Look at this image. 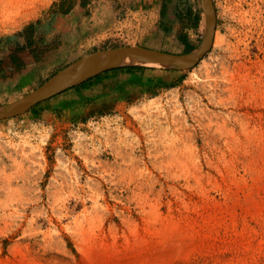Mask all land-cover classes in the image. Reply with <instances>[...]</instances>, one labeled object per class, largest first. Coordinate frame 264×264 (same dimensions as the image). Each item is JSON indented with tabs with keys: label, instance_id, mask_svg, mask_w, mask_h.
<instances>
[{
	"label": "rangeland",
	"instance_id": "obj_1",
	"mask_svg": "<svg viewBox=\"0 0 264 264\" xmlns=\"http://www.w3.org/2000/svg\"><path fill=\"white\" fill-rule=\"evenodd\" d=\"M73 1L0 13V103L95 49L205 32L203 0H86L59 26ZM213 1L194 67L111 68L0 119V264H264V0Z\"/></svg>",
	"mask_w": 264,
	"mask_h": 264
},
{
	"label": "water",
	"instance_id": "obj_2",
	"mask_svg": "<svg viewBox=\"0 0 264 264\" xmlns=\"http://www.w3.org/2000/svg\"><path fill=\"white\" fill-rule=\"evenodd\" d=\"M203 2L205 32L200 44L196 48L187 52H173L134 44L95 49L69 62L26 95L0 103V119L25 113L40 101L111 68L127 67L146 62H155L177 69H190L194 67L212 48L216 32L217 17L214 6L215 2L213 0H203ZM137 58H143V60H137ZM91 61H100L102 65L92 74L80 80L69 79V76L77 68Z\"/></svg>",
	"mask_w": 264,
	"mask_h": 264
},
{
	"label": "bare ground",
	"instance_id": "obj_3",
	"mask_svg": "<svg viewBox=\"0 0 264 264\" xmlns=\"http://www.w3.org/2000/svg\"><path fill=\"white\" fill-rule=\"evenodd\" d=\"M24 3V0H0V13L2 12H10L12 11L13 12V8L15 7H19L21 6L22 4ZM13 9V10H12ZM216 39V38H215ZM137 60H143V58H137ZM102 65V62L100 61H91V62H88V63H85L83 64L82 66H80L79 68L76 69V71L74 73H72L70 76H69V79L71 80H80L90 74H92L94 71H96L100 66ZM251 196V195H250ZM255 200L254 198H251L250 202ZM255 204L257 202L253 201ZM259 205V204H258ZM257 205V207H258ZM261 205V204H260ZM259 205V207H260ZM165 222V221H164ZM163 222V223H164ZM169 222V221H168ZM168 222H166L165 225H162L160 226L158 229H157V232L160 233L161 235H163V238H164V241L166 244H169V243H173L172 241H174V239L177 237V235H179V226L177 224L174 225V224H171L169 222V224H167ZM162 223V224H163ZM183 225V224H182ZM181 227V226H180ZM186 227V225H185ZM188 227V226H187ZM181 229V228H180ZM188 229V228H186ZM190 230V229H189ZM185 231V230H184ZM189 233V232H188ZM156 235V233H155ZM181 235V234H180ZM189 235V234H188ZM183 236V235H182ZM188 237V236H187ZM190 237V235H189ZM155 238V237H154ZM160 238V237H159ZM157 240H159L157 237H156ZM178 239V238H177ZM186 239V238H185ZM153 240V239H152ZM190 242V239H188ZM155 241V240H154ZM162 241V238H160V242ZM159 242V241H158ZM183 242V241H182ZM187 242V241H186ZM154 244V243H153ZM186 244V243H185ZM162 245L164 244H161V247ZM181 245V244H180ZM188 245V244H187ZM164 247V246H163ZM168 247V246H167ZM143 248V247H141ZM157 248V247H156ZM169 248V247H168ZM152 249V248H151ZM150 249V250H151ZM156 251V250H155ZM162 254V253H161ZM160 255V254H159ZM157 257V256H155ZM160 259L162 258V256L160 255L159 257ZM149 259V258H148ZM156 260V258H155ZM153 261V260H152ZM159 261V260H157Z\"/></svg>",
	"mask_w": 264,
	"mask_h": 264
},
{
	"label": "crops",
	"instance_id": "obj_4",
	"mask_svg": "<svg viewBox=\"0 0 264 264\" xmlns=\"http://www.w3.org/2000/svg\"><path fill=\"white\" fill-rule=\"evenodd\" d=\"M83 1L84 0H76V1H73L71 3L72 6L67 7V5H69V4H67L65 7H63L64 9H62V11L58 12V15L56 17V23H58V25L60 26V24L63 21H65L67 18L70 19V17L72 15H75L76 13H78V11H80V9H84V6L88 7L90 5V3L88 1H86V0H85V2H83ZM146 3H150L153 5L154 3H157V1L156 0H146ZM25 54H27V53H24V55ZM41 102H44V100L40 101L39 103L41 104ZM39 103H37V104H39ZM37 104H36V106H37Z\"/></svg>",
	"mask_w": 264,
	"mask_h": 264
},
{
	"label": "trees",
	"instance_id": "obj_5",
	"mask_svg": "<svg viewBox=\"0 0 264 264\" xmlns=\"http://www.w3.org/2000/svg\"><path fill=\"white\" fill-rule=\"evenodd\" d=\"M125 68H133V67H130V66H127V67H125ZM99 75H97L96 77H98ZM95 77V78H96ZM91 79H88V80H86V81H84V82H82V83H80V84H77V85H75L74 87H79V86H84L85 84H87L88 83V81H90ZM34 108V106L30 109V110H32Z\"/></svg>",
	"mask_w": 264,
	"mask_h": 264
}]
</instances>
